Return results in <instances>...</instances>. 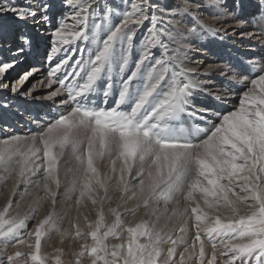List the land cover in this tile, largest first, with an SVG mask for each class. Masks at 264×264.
Masks as SVG:
<instances>
[{
  "label": "snow or ice",
  "instance_id": "obj_1",
  "mask_svg": "<svg viewBox=\"0 0 264 264\" xmlns=\"http://www.w3.org/2000/svg\"><path fill=\"white\" fill-rule=\"evenodd\" d=\"M204 37L254 51L202 63ZM0 91L67 106L0 140V264H64L55 235L70 264H264V0H0Z\"/></svg>",
  "mask_w": 264,
  "mask_h": 264
},
{
  "label": "bare ground",
  "instance_id": "obj_2",
  "mask_svg": "<svg viewBox=\"0 0 264 264\" xmlns=\"http://www.w3.org/2000/svg\"><path fill=\"white\" fill-rule=\"evenodd\" d=\"M211 39V37H204L203 39H201L199 41L198 45H194L192 48V52L194 54V56H196L197 58H200L201 62H207V61H216L218 59H215V57H213V55L211 54V52H213L212 50H209V48H203L202 50H197L201 45L207 43V41ZM233 45H235L237 48L241 49L242 52L239 50V53L241 54H246L250 51H254L252 49H249L247 47V45H241L239 43H232L229 42ZM211 49H214L211 48ZM44 49H41V52L39 53V55L37 56V60H29V61H25L23 64L18 65L16 67V69L12 72V78L15 77V74L18 73L19 71L25 69V68H29V65L31 63L34 64L37 61L42 62V54H43ZM220 53H222V51H220ZM222 58L224 59H228L225 58V55L222 56ZM26 69V70H27ZM24 70L20 76L26 71ZM45 68L41 69V72L45 71ZM40 72L36 73V76L39 77L40 76ZM19 76V77H20ZM14 79V78H13ZM35 78H30L29 82H26L21 90L28 88L29 84L34 80ZM15 80V79H14ZM42 91H46L44 89L39 88V86H37V90L36 92L33 93V95H38L40 92ZM199 102H206L204 97H198L197 98ZM240 97L237 96H231L229 97V101L226 102L223 105V110L224 111H229V110H233L238 106V101H239ZM110 104V102H109ZM43 107V108H40ZM44 108H49L50 113H60L61 111H63L64 109L67 108V106L65 105H56L53 106L52 102L49 100H44V99H37V100H32V99H25L23 97H20L18 94L17 95H11L8 94L6 91H0V124H2V120L4 119L5 122H8L9 126L14 125L16 127L17 124V129L19 132H15L12 128L9 127H0V134L3 136L2 138H0V140L5 139L9 136H11L12 134H18L21 136H27V135H31L34 134L37 131V125L34 124L32 129H27L23 127L24 122H30V118L29 115L24 113V110L27 111H35L38 112L37 115V119H39L41 121V123H46L51 119H44L41 118L39 113L41 114V110L39 109H44ZM47 116L49 117V113L47 114ZM11 118V119H10ZM33 124V123H32ZM1 126V125H0ZM106 168V167H105ZM103 172H107V170H105ZM107 169V168H106ZM133 171L135 172V169H133ZM9 184H11V182H9ZM24 186L21 185V188H23ZM63 188V182L61 183V193H63L62 191ZM7 192H5V194L3 196H0V207H3L6 199H7ZM31 197H28L27 199H30ZM119 198V194L117 193L115 196H113L112 198V204L111 205H105V210H106V222L107 223H111L112 221V217L110 214L107 213V207L109 206H115L117 203V200ZM59 199V197H58ZM27 202V200L25 201ZM70 203V202H69ZM129 207H131V203L129 204ZM83 211H87V210H82ZM44 211H41L40 213V217L42 218L44 216ZM73 216L75 215V213L72 214ZM96 218V212L95 211H91L89 214V220H95ZM144 218V212L143 210L139 211L135 216H128L125 215L124 219L126 223H130L132 225L136 224L137 222L141 221ZM81 223V227L83 228L84 226V221L81 217L80 220ZM62 227L64 229H67L68 231H71V227L70 225L67 223V221H65V223L62 225ZM127 237V233H123L121 235V240H126ZM187 239L189 242H191L194 239V230L188 232L187 234ZM31 242V241H29ZM83 239H68L67 237H65L63 239V241L61 240V237L59 235H55L52 237L51 241L48 243H44L42 241V251L51 254L52 256H55L58 254L57 249H60L61 251H63L65 253V255L62 257L64 264H70V262L74 261V255L73 253L78 251L80 248V245L83 243ZM110 244L111 243H119L120 241L118 240H114L112 238H109L108 241ZM206 243V251L210 252V246H208V242L205 241ZM17 249H10V251H15ZM20 250L22 251H28V249L24 248L23 245L20 246ZM178 254L179 252L183 251V246H181L180 248L177 249ZM189 251H192V249H189ZM219 257H218V264H219ZM85 264H88L87 261H85Z\"/></svg>",
  "mask_w": 264,
  "mask_h": 264
},
{
  "label": "rangeland",
  "instance_id": "obj_3",
  "mask_svg": "<svg viewBox=\"0 0 264 264\" xmlns=\"http://www.w3.org/2000/svg\"><path fill=\"white\" fill-rule=\"evenodd\" d=\"M31 65V63H30ZM29 65V66H30ZM27 68L19 71L18 73L15 74V77H13L14 79L18 78L20 76V74L26 70ZM13 79V80H14ZM76 161L75 159L72 157V155L69 152H65V155L63 157H61V162H60V176H61V181L63 182V188L62 191L64 192L65 188L71 183V181L75 178L76 173H75V169H76ZM101 167V171L108 170V162L107 159H105V161L101 162L100 164ZM69 169H72L73 171H69Z\"/></svg>",
  "mask_w": 264,
  "mask_h": 264
}]
</instances>
